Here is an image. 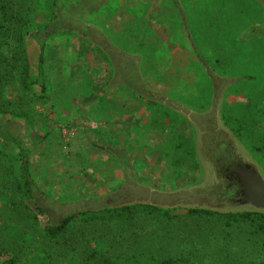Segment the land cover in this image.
I'll list each match as a JSON object with an SVG mask.
<instances>
[{
    "label": "rangeland",
    "instance_id": "rangeland-1",
    "mask_svg": "<svg viewBox=\"0 0 264 264\" xmlns=\"http://www.w3.org/2000/svg\"><path fill=\"white\" fill-rule=\"evenodd\" d=\"M36 1L39 25L59 15L65 32L79 34H64L47 44V61L62 70L58 62L68 56L62 51L66 39H75L78 48L84 34L92 42L88 56L68 74L91 72L89 65L101 75L94 76L89 92L74 90L72 95L59 82L64 76L52 70L50 100L32 101L23 91L18 101L25 104L13 109L28 117L0 114V131H11L26 145L37 144L31 153L36 190L17 207L11 204L19 192L10 171L18 151L0 140V243L7 242L9 248L15 244L17 264H43L46 252L51 253L50 264H99V257L87 258L90 245L99 239L119 242L113 253L140 255L145 263L168 259L173 264H264V232L252 233L255 227L249 223L239 224V229L232 225L227 232L217 219L188 214L184 207L150 208L147 214L141 208L147 204L139 201L116 207L100 201L130 185L121 197L127 203L151 188L163 193L156 197L166 203L164 192L215 175L206 156V168L198 159L194 128L185 115L137 94L134 83L140 81L201 112L213 102V75L235 80L223 89L221 114L264 169L261 1L62 0L59 12L51 0ZM12 45L10 51L6 48L10 57L19 50ZM38 46L31 37L24 53L35 73ZM75 52L76 47L70 50ZM35 93L40 95V86ZM193 142L197 159L189 155ZM15 165L19 173L18 160ZM132 183L141 190L131 189ZM178 191L180 199H186L187 190ZM128 206L140 210L127 216L109 212ZM164 211L181 216L166 219ZM92 212L102 213L93 217ZM68 217L73 218L64 232L56 238L48 235L49 226H59ZM70 254L74 258H67ZM12 255L4 252L0 264Z\"/></svg>",
    "mask_w": 264,
    "mask_h": 264
},
{
    "label": "trees",
    "instance_id": "trees-1",
    "mask_svg": "<svg viewBox=\"0 0 264 264\" xmlns=\"http://www.w3.org/2000/svg\"><path fill=\"white\" fill-rule=\"evenodd\" d=\"M53 7L57 8L59 12L63 9L62 0H51ZM37 1L36 0H0V114L10 115V117L19 116V118H24L23 114H18L13 107L21 106L25 103H20L18 100L22 99L21 93L23 91H28L35 99H45L50 100L51 97L48 95L49 85L52 83L51 80L54 81L50 76L51 71L54 70L55 75H63L64 80H66L67 84L64 83V80L59 81L63 90L70 92L72 95L74 90H79L83 92H89L90 89L93 88L95 84L94 76L101 75L99 70L96 68H92L87 65V69L91 70V72H87L86 70H71L70 74H68L69 70L73 66H77L78 63H84L86 57L88 56V48H90L92 42L89 41L86 36L81 38L80 47L77 48L74 40L70 41V37L66 39V45L64 50L67 51L68 56L66 60L61 58V61L56 60L61 67L53 65L49 63L46 59V47L52 40H54L58 36H63L64 34L75 36L79 35L77 32H65L61 28L59 15L53 16L46 23L38 24L36 21L37 15ZM69 29V28H66ZM33 38L41 49L40 55L38 58V73L32 71L29 62H27V57H25L26 45L29 38ZM14 44L19 50L10 57L6 53L7 50H11ZM10 44V45H9ZM76 47V52L74 54H70V50L72 52ZM87 48V49H86ZM9 50V51H10ZM24 54V55H23ZM21 60L23 64L20 65ZM62 62V63H61ZM92 66V65H91ZM73 71V72H72ZM62 73V74H61ZM37 74V75H36ZM75 75L74 81L70 82V76ZM95 76V77H96ZM57 83V81H55ZM89 83V84H88ZM37 86H40V95L35 93V89ZM12 92L11 95H6L8 90ZM71 90V91H70ZM9 94V93H8ZM78 95V94H76ZM18 103V104H17ZM13 109V111H12ZM28 117V115H25ZM0 140L13 144L18 151V155L13 157L19 162V173H16V165L15 162L12 161L13 165L11 167V175L13 174V186L19 192V198L17 196L16 199L11 201L13 206L25 205L26 201L33 198V192L36 190V183L33 179L32 174V162H31V153L33 149L37 146V144L26 145L18 136H16L11 131H0ZM194 145V142H193ZM187 151V150H186ZM185 151V153H186ZM189 155L191 157L196 158L195 145L189 151ZM18 157V158H17ZM197 159V158H196ZM15 207V208H17ZM143 208V212L147 214H151L148 209L153 208L155 211L159 210L158 207H154L151 205H147ZM144 208H146L144 210ZM140 209L134 206L123 207L120 209H116L114 211L109 212H117L124 216L131 215L133 213L138 212ZM142 210V209H141ZM108 212V211H107ZM152 212V211H151ZM168 211H164L162 213L163 217L166 219H170L171 217H178L181 215L172 216ZM188 214H197V215H207L210 218L217 219V223L224 224L222 227L226 228L231 227L239 229V224L249 223L251 226L255 227L252 233H261L264 232V214L262 213H254V212H239V213H220L217 211L199 209V208H188ZM102 212H92L93 217H98L97 215ZM153 214V213H152ZM74 217V216H73ZM73 217H68L64 219L59 226H49L48 227V235L53 238H56L60 235L61 232H64L65 226L67 225V221H70ZM98 242L97 245H90L89 253L87 255L88 259H96L99 257V264H173L172 260H157L148 261L145 263L143 257L137 255V257L121 254H115L113 252L116 251L118 247H120L119 242ZM121 246H124L121 244ZM109 252L107 255L105 252ZM128 252L127 250H123V252ZM4 252H12V258L9 261L4 262L3 264H17V255L16 246H11L10 248L7 245V242L1 241L0 243V256L3 255ZM117 252V251H116ZM51 253L46 252L44 254L45 261L43 264H50ZM102 256V257H101ZM72 254L68 255L67 258L71 259ZM74 258V257H73ZM97 262V263H98Z\"/></svg>",
    "mask_w": 264,
    "mask_h": 264
},
{
    "label": "water",
    "instance_id": "water-1",
    "mask_svg": "<svg viewBox=\"0 0 264 264\" xmlns=\"http://www.w3.org/2000/svg\"><path fill=\"white\" fill-rule=\"evenodd\" d=\"M233 81L235 80L230 81V83ZM134 89L137 94L145 97L147 100L161 103L179 113L181 112L184 114L185 108L196 112L193 108L155 91L144 81L134 83ZM209 109L196 113L206 114ZM220 121L221 125L224 126L223 121ZM196 144L198 159L203 168H206L207 165L201 153L200 141H198V139ZM207 149L205 156L214 164L216 173L218 177L223 180L226 190L222 191L218 187H207L202 189L201 187L208 182L206 175L199 183L189 184L188 186H182V188L178 189L187 190V197L185 202H181V206L177 207L199 208L220 213L254 212L264 214V169H262L260 164L249 154L242 143L240 141H211ZM123 189L124 187L120 191L103 196L100 201H113L114 197L119 196ZM192 189H195L197 194L203 195L196 199ZM154 190L156 189L151 188L145 191L152 193ZM178 190L174 193L172 191L164 193L173 196L179 193ZM181 195L182 194H178L175 196L180 198ZM135 202L137 201L134 200L130 203L126 202L122 205L134 204ZM122 205L117 203L114 206ZM161 207H163V205ZM164 207L168 208L172 207V205L167 203Z\"/></svg>",
    "mask_w": 264,
    "mask_h": 264
},
{
    "label": "flooded vegetation",
    "instance_id": "flooded-vegetation-1",
    "mask_svg": "<svg viewBox=\"0 0 264 264\" xmlns=\"http://www.w3.org/2000/svg\"><path fill=\"white\" fill-rule=\"evenodd\" d=\"M262 3V6L264 7V0H260ZM213 80V102L211 103V108L206 114H198L196 112L190 111L188 109H184V115L186 119L192 124L194 128V133H195V141H200V150L202 155L205 158V153L208 150V146L210 145L211 141H243L233 130V128L229 125H227L223 115L221 114V108H222V103H223V89L225 86L230 83V80L227 79L226 77L220 76V75H213L212 77ZM223 94V95H222ZM222 96V97H221ZM222 98V102H221ZM223 121L224 126L221 125V121ZM193 131V130H192ZM209 141V142H207ZM196 146V145H195ZM209 167H212L215 171V175L210 178V181L206 182L201 188H207V187H218L222 191H225L226 188L224 186L223 180L218 177L216 170L214 168V164L206 159ZM133 184V183H132ZM130 187V185H129ZM128 185L124 187V189L120 192L119 196H116L118 201L115 200V197L113 201H107V200H102V205L103 203H108L110 207H113L116 203L122 205L125 204L126 201L124 199H121V197L127 193L129 190ZM137 189L141 190V187L137 184H133L131 189ZM195 194L194 196L196 199L201 197L203 194H197L195 189H192ZM143 193V192H142ZM158 193L156 190H154L152 193H145L143 195H140L141 197L135 198L133 200L143 202V204H149L154 207H161L163 205H166L167 203L169 205H172V207H177L181 206V202L184 203V200H181L179 197L173 195L170 196L169 194H165L169 197V201L166 203H163L160 197H156ZM160 195H163L160 194Z\"/></svg>",
    "mask_w": 264,
    "mask_h": 264
},
{
    "label": "crops",
    "instance_id": "crops-1",
    "mask_svg": "<svg viewBox=\"0 0 264 264\" xmlns=\"http://www.w3.org/2000/svg\"><path fill=\"white\" fill-rule=\"evenodd\" d=\"M167 96V95H166ZM150 101V100H149ZM161 104V103H160ZM163 105V104H162ZM164 106V105H163ZM164 107H166V108H170V107H167V106H164ZM172 109V108H171ZM139 184V183H138ZM139 186H141V185H139ZM148 190H150V189H148Z\"/></svg>",
    "mask_w": 264,
    "mask_h": 264
}]
</instances>
